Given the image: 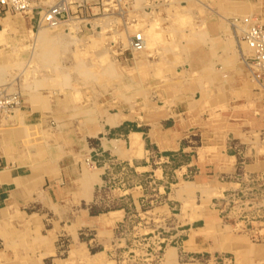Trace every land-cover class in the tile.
<instances>
[{
    "label": "crops",
    "instance_id": "obj_1",
    "mask_svg": "<svg viewBox=\"0 0 264 264\" xmlns=\"http://www.w3.org/2000/svg\"><path fill=\"white\" fill-rule=\"evenodd\" d=\"M153 5V45L146 52L172 54L169 76L178 85L163 119L141 130V122L124 110L89 121L76 117L70 138L66 126L49 128V118L69 111L63 99L35 88L47 82H35L32 70L61 69L50 53L58 54L56 47L71 33L62 25L37 24L40 0H31L25 15L4 13L0 6V88L26 85L20 88L19 109L0 117V226L8 222L35 237L45 234L51 246L59 238L75 244L90 230L102 245L98 233L108 235L125 211L90 213L99 203L102 169L90 172L86 154L133 162L147 156L149 145L171 160L181 158L184 171H195L197 185L217 183L223 191L264 177V83L254 77L252 52L242 39L252 24L264 26V0H154ZM60 147L73 150L72 159L59 153ZM226 236L223 250L208 245L205 251L224 264H264V239ZM202 239L197 241L205 246Z\"/></svg>",
    "mask_w": 264,
    "mask_h": 264
},
{
    "label": "rangeland",
    "instance_id": "obj_2",
    "mask_svg": "<svg viewBox=\"0 0 264 264\" xmlns=\"http://www.w3.org/2000/svg\"><path fill=\"white\" fill-rule=\"evenodd\" d=\"M40 2L44 7L37 10V24L47 27L40 23V14L63 2L66 11L61 23L48 27L62 25L71 33L56 47L58 54L50 53V59L60 63L61 69L32 70L35 82H47L44 87L35 84V88L63 99L69 111L65 116L49 118V128L66 126L70 138L76 117L87 121L109 114L116 117L120 110L130 120L141 122V130L163 119L170 94L178 85L170 77L172 54L146 52L153 45L154 0ZM157 23L159 28L160 20ZM137 34L145 43L141 50L132 49ZM24 71L30 75L31 70ZM24 87L0 88V96L12 101L0 117L19 109ZM132 125L136 128L132 122L130 128ZM65 148L60 147L59 153H67L65 158L72 159L73 150ZM145 149L147 156L133 162L101 153L92 159L86 154L83 162L90 172L102 169L99 203L90 213L125 211L123 221L108 235L98 233L102 245L95 243V232L83 230L79 243L59 238L51 246L45 234L35 237V232L20 231L3 222L0 264H224L218 254L205 248L209 245L223 250L226 235L233 233L254 242L264 239V177L243 181L237 189L228 191L217 183L199 186L195 171H184L181 158L171 160L149 145ZM198 238H203L205 246Z\"/></svg>",
    "mask_w": 264,
    "mask_h": 264
},
{
    "label": "built area",
    "instance_id": "obj_3",
    "mask_svg": "<svg viewBox=\"0 0 264 264\" xmlns=\"http://www.w3.org/2000/svg\"><path fill=\"white\" fill-rule=\"evenodd\" d=\"M0 6L4 13H28L31 10V0H0ZM66 8L63 2H58L54 6L49 7L40 14V23L47 26H56L61 23L63 14ZM242 39L246 46L251 50V70L257 80H264V26L259 23H254L249 26ZM136 50L143 48V38L137 34L131 43ZM12 101H5L4 97L0 96V114L8 110Z\"/></svg>",
    "mask_w": 264,
    "mask_h": 264
},
{
    "label": "bare ground",
    "instance_id": "obj_4",
    "mask_svg": "<svg viewBox=\"0 0 264 264\" xmlns=\"http://www.w3.org/2000/svg\"><path fill=\"white\" fill-rule=\"evenodd\" d=\"M59 25V24H58ZM43 26V25H42ZM46 28V27H45ZM48 30V29H47ZM144 45H145V43H144V41H143V48H144ZM132 49H134L133 47H132ZM120 111H122V110H120ZM122 113V112H121Z\"/></svg>",
    "mask_w": 264,
    "mask_h": 264
}]
</instances>
